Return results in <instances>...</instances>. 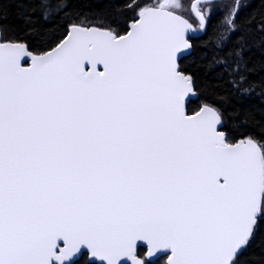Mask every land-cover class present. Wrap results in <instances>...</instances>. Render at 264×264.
Wrapping results in <instances>:
<instances>
[{
	"label": "snow or ice",
	"instance_id": "obj_1",
	"mask_svg": "<svg viewBox=\"0 0 264 264\" xmlns=\"http://www.w3.org/2000/svg\"><path fill=\"white\" fill-rule=\"evenodd\" d=\"M174 2L140 8L124 35L72 25L39 55L0 43V264H72L82 247L107 264L162 250L240 264L264 221V141L228 143L210 104L185 113L192 26Z\"/></svg>",
	"mask_w": 264,
	"mask_h": 264
},
{
	"label": "trees",
	"instance_id": "obj_2",
	"mask_svg": "<svg viewBox=\"0 0 264 264\" xmlns=\"http://www.w3.org/2000/svg\"><path fill=\"white\" fill-rule=\"evenodd\" d=\"M161 1L0 0V31L3 41L23 42L33 53H43L59 43L72 25L98 26L122 35L140 8L155 7ZM180 1L189 4L190 0ZM188 12L190 17L185 13L183 16L192 23L197 21L192 9ZM262 28L264 0H243L232 24L220 11L211 14L205 31L190 38L191 54L179 62L181 70L192 77L198 93L187 106L189 113L204 104L218 108L222 130L231 143L248 137L264 141ZM144 253L140 247L138 255ZM167 256L150 263L167 264ZM239 261L264 264V221L258 222L255 238ZM73 264L97 263L90 262L84 253Z\"/></svg>",
	"mask_w": 264,
	"mask_h": 264
},
{
	"label": "water",
	"instance_id": "obj_3",
	"mask_svg": "<svg viewBox=\"0 0 264 264\" xmlns=\"http://www.w3.org/2000/svg\"><path fill=\"white\" fill-rule=\"evenodd\" d=\"M213 1H220V0H193L192 4H191V9H192V13L193 15L195 16V18L197 19V21L199 22V27L196 28L195 25L188 19L186 18L185 16L179 14V13H176V12H173L175 15H179L181 16L183 19H186L188 21V23L192 26L189 30H187V32L185 33V39L188 40L189 44L191 45V41H190V38L192 37H197L199 36L200 34H202L206 27H207V21L204 17V21H203V26H201V21H200V18L196 15V10L198 8V6L202 3H208V2H213ZM195 6V7H194ZM167 10V9H166ZM170 11V10H168ZM138 18V17H137ZM77 26H80V25H77ZM81 27H85V28H98V29H102V30H109V29H106V28H102V27H98V26H81ZM70 28L71 26L68 28V32L66 34V36L59 42L57 43L54 47H52L51 49L47 50V51H51L52 49H54L58 44H60L68 35L69 31H70ZM129 30V28H128ZM127 30V31H128ZM126 34V33H124ZM122 34V35H124ZM0 43H22L24 45H26V47L28 48L27 44L26 43H23V42H11V41H3V38H2V33L0 31ZM28 51L31 52L33 55H39V54H42V53H33L32 51L29 50L28 48ZM45 51V52H47ZM192 52V46L190 48H187V49H182L179 53H177V66H178V70L183 72L181 70V67H180V60L183 59L184 57H187L191 54ZM44 53V52H43ZM21 65L23 67H30L31 66V57H23L21 59ZM85 70H91V66L89 64H85ZM97 70L98 71H103V65H97ZM184 74H186L185 72H183ZM188 75V74H186ZM192 92L189 93L185 98H184V110H185V113L187 115H190V116H194L197 112H199L200 108L203 106H201L200 108H198L196 111L192 112V113H189L188 109H187V106L188 104L191 102V101H194L197 99L198 97V93L197 91L195 90V87H194V83L192 84ZM222 126H223V120L221 122V124L217 125V131L219 132H223L224 131L222 130ZM225 135V138H226V141H227V136L226 134L224 133ZM243 140V139H241ZM239 140V141H241ZM237 141V142H239ZM228 142V141H227ZM237 142H234V143H237ZM228 143H231V142H228ZM221 183H223V178H221ZM61 247H63V245H61ZM142 247L146 250H148V245H147V242L146 241H137V247H136V252H137V255H138V249ZM146 252H145V255H146ZM84 253H86L88 255V259L90 262H93V263H97V264H107V261H104V260H101L100 257H93L91 256V253H90V250H88L86 247H82L81 249V252L79 254H77L76 257L73 258V261H72V264L77 260L79 259ZM164 255H168V258H167V261L169 259V256H170V252H168L167 250H162L161 252H158L156 253L155 256L153 257H149L148 258V261L150 262H155L157 261L159 258H161L162 256ZM139 256V255H138ZM118 264H132V260L131 258H127V257H122L119 261H118Z\"/></svg>",
	"mask_w": 264,
	"mask_h": 264
},
{
	"label": "rangeland",
	"instance_id": "obj_4",
	"mask_svg": "<svg viewBox=\"0 0 264 264\" xmlns=\"http://www.w3.org/2000/svg\"><path fill=\"white\" fill-rule=\"evenodd\" d=\"M243 0H220V1H213L208 3H202L198 6L199 11L201 14L205 17L206 21L208 22V19L211 14L214 12L220 11L223 13L225 20L228 22L231 20V24L233 23L236 14L242 4ZM164 0H162L159 4H157L158 7L161 3H163ZM193 0L189 1V4H184L180 0H175V2L167 8V10L176 12V13H185L187 17H190L189 9H191V4ZM183 15V14H182ZM190 19V18H189ZM193 24L196 28L199 27V22L194 21ZM230 24V23H229ZM146 252V250H145ZM145 255V253H144ZM168 258V256H167ZM151 264V263H150Z\"/></svg>",
	"mask_w": 264,
	"mask_h": 264
},
{
	"label": "flooded vegetation",
	"instance_id": "obj_5",
	"mask_svg": "<svg viewBox=\"0 0 264 264\" xmlns=\"http://www.w3.org/2000/svg\"><path fill=\"white\" fill-rule=\"evenodd\" d=\"M259 222V221H258Z\"/></svg>",
	"mask_w": 264,
	"mask_h": 264
}]
</instances>
